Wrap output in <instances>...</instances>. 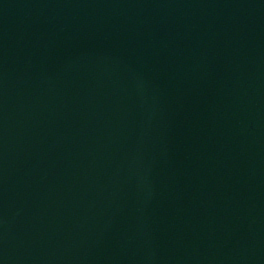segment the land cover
<instances>
[{"label":"water","instance_id":"obj_1","mask_svg":"<svg viewBox=\"0 0 264 264\" xmlns=\"http://www.w3.org/2000/svg\"><path fill=\"white\" fill-rule=\"evenodd\" d=\"M0 264H264V0H0Z\"/></svg>","mask_w":264,"mask_h":264}]
</instances>
